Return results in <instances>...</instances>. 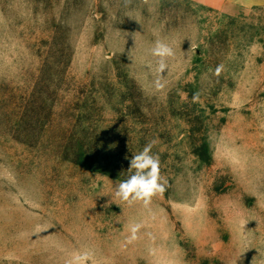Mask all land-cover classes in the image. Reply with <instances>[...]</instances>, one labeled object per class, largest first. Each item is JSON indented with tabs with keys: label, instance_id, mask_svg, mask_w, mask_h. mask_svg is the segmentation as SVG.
Masks as SVG:
<instances>
[{
	"label": "rangeland",
	"instance_id": "rangeland-1",
	"mask_svg": "<svg viewBox=\"0 0 264 264\" xmlns=\"http://www.w3.org/2000/svg\"><path fill=\"white\" fill-rule=\"evenodd\" d=\"M153 139L166 191L129 206L115 186ZM83 250L264 264V0H0V264Z\"/></svg>",
	"mask_w": 264,
	"mask_h": 264
},
{
	"label": "clouds",
	"instance_id": "clouds-1",
	"mask_svg": "<svg viewBox=\"0 0 264 264\" xmlns=\"http://www.w3.org/2000/svg\"><path fill=\"white\" fill-rule=\"evenodd\" d=\"M144 2L147 3L148 0H144ZM125 3L129 4L131 0H125ZM151 55L158 58L156 71L162 76V73L168 69L167 60L174 57L175 53L168 43L156 40L151 48ZM222 70L223 65L217 66L215 75L219 76ZM154 87L157 90L164 87L159 77L154 81ZM198 99L199 95L194 94L193 100ZM156 143V139L150 140L140 152L132 155L128 168L130 175L116 184L115 198L129 206L140 203L143 207L148 208L153 197L166 191L168 181L161 175L159 155L152 152ZM143 227L142 223L130 224L128 226L129 235L125 243L132 244L139 239L138 234ZM90 262L94 264L93 253L90 250H83L73 252L66 264H90Z\"/></svg>",
	"mask_w": 264,
	"mask_h": 264
},
{
	"label": "crops",
	"instance_id": "crops-1",
	"mask_svg": "<svg viewBox=\"0 0 264 264\" xmlns=\"http://www.w3.org/2000/svg\"><path fill=\"white\" fill-rule=\"evenodd\" d=\"M199 3H247V0L239 1V0H195Z\"/></svg>",
	"mask_w": 264,
	"mask_h": 264
}]
</instances>
